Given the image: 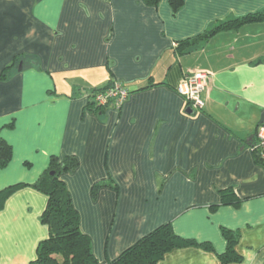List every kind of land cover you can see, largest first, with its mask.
I'll return each mask as SVG.
<instances>
[{
  "label": "crops",
  "instance_id": "0c3cea01",
  "mask_svg": "<svg viewBox=\"0 0 264 264\" xmlns=\"http://www.w3.org/2000/svg\"><path fill=\"white\" fill-rule=\"evenodd\" d=\"M264 9V0H0V137L11 144L0 191L23 183L0 210V264H30L48 233L47 197L34 187L53 157L80 227L101 263L157 226L190 245L158 264H221L222 228L240 233V262L264 264V158L252 145L264 112V21L177 44L217 23ZM210 72L195 109L177 91ZM120 82L121 108L97 110L94 89ZM100 183L96 197L92 193ZM233 189L239 204H223Z\"/></svg>",
  "mask_w": 264,
  "mask_h": 264
},
{
  "label": "trees",
  "instance_id": "16d2710c",
  "mask_svg": "<svg viewBox=\"0 0 264 264\" xmlns=\"http://www.w3.org/2000/svg\"><path fill=\"white\" fill-rule=\"evenodd\" d=\"M159 1L145 0L151 5H156ZM183 2L184 0H170L175 11L183 5ZM257 21H264V9L223 20L194 37L181 40L177 44V50L183 53L188 52L190 48L201 47L202 43L219 31L237 29L245 23ZM100 89L102 88L94 89L91 94L93 95ZM90 105H93L97 110L104 108V106L93 102ZM121 106L114 107L121 108ZM252 147L257 160L263 161L264 152L257 146V142ZM12 155L11 144L0 137V167L6 166ZM77 165L78 160L75 156L67 155L60 161L53 157L50 167L34 184V187L47 197V204L41 220L46 225L48 233L45 238L39 241L36 257L30 264H158L167 252L177 247L197 245L206 250H213L211 242H198L193 238L183 237L175 232L172 222H166L142 236L115 259L101 263L93 252L91 239L80 227L79 212L74 206L70 191L62 178L63 173L75 170ZM23 186H25L23 183H18L0 191V210L8 198ZM100 186V183L93 186L94 197H96ZM222 198L223 204H239V198L231 188L222 190ZM222 232L227 241V248L219 254L221 264L240 262L243 259V256L237 251L240 233L225 227L222 228Z\"/></svg>",
  "mask_w": 264,
  "mask_h": 264
},
{
  "label": "built area",
  "instance_id": "2783aa9c",
  "mask_svg": "<svg viewBox=\"0 0 264 264\" xmlns=\"http://www.w3.org/2000/svg\"><path fill=\"white\" fill-rule=\"evenodd\" d=\"M210 75L208 71L195 70L185 75L182 82L177 86L179 94L183 95L195 109L203 106L202 94L209 86ZM90 95L94 102L100 106L120 107L128 99L130 90L120 82L115 81ZM257 146L264 152V123L257 130Z\"/></svg>",
  "mask_w": 264,
  "mask_h": 264
},
{
  "label": "water",
  "instance_id": "95a60500",
  "mask_svg": "<svg viewBox=\"0 0 264 264\" xmlns=\"http://www.w3.org/2000/svg\"><path fill=\"white\" fill-rule=\"evenodd\" d=\"M264 123V112L262 114L261 120H260V124Z\"/></svg>",
  "mask_w": 264,
  "mask_h": 264
},
{
  "label": "rangeland",
  "instance_id": "374dc122",
  "mask_svg": "<svg viewBox=\"0 0 264 264\" xmlns=\"http://www.w3.org/2000/svg\"><path fill=\"white\" fill-rule=\"evenodd\" d=\"M68 189V188H67ZM173 224V223H172Z\"/></svg>",
  "mask_w": 264,
  "mask_h": 264
}]
</instances>
